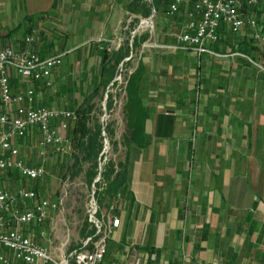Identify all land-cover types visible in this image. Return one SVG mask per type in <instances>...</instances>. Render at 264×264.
<instances>
[{
	"label": "crops",
	"instance_id": "crops-1",
	"mask_svg": "<svg viewBox=\"0 0 264 264\" xmlns=\"http://www.w3.org/2000/svg\"><path fill=\"white\" fill-rule=\"evenodd\" d=\"M130 2L0 0V47H23L34 29L32 49L62 59L50 87L10 70L12 90L33 83L37 105L75 110L99 85L103 50H116L123 21L136 17ZM192 2L181 0L171 17L155 12L154 46L140 49L150 35L137 32L148 34L133 52L143 53L136 68L146 145L121 143L126 182L112 203L119 225L98 264L137 256L141 264H264V39L225 30L211 53L176 48ZM253 11L264 34V8Z\"/></svg>",
	"mask_w": 264,
	"mask_h": 264
},
{
	"label": "built area",
	"instance_id": "built-area-1",
	"mask_svg": "<svg viewBox=\"0 0 264 264\" xmlns=\"http://www.w3.org/2000/svg\"><path fill=\"white\" fill-rule=\"evenodd\" d=\"M180 3L181 0H172L165 15L176 14ZM254 8H264V0H193L187 12L186 29L175 36V47L190 49L196 56L211 53L208 45L217 43L225 30L232 35L247 29L251 39L260 42L264 34L253 13ZM35 34V30H31L24 37L21 48L10 44L0 47V264H58L29 229L42 224L47 212L57 208L58 203L40 196L34 187L17 185L11 190L4 178L16 172L26 182L41 180L45 175V148L50 147L57 154L64 153L70 143L67 131L76 120L73 111L37 105L33 83L20 92L12 90L10 70L48 87L53 68L62 63L60 55L41 56L32 49ZM32 132L38 134L37 157L41 162L37 164L27 163L18 145L19 140ZM113 208L112 205L110 210ZM91 212L92 202L89 220L95 232L85 238L81 249L70 254L75 264H98L106 254L109 236L119 225V219L114 216L98 220L95 213L90 217ZM67 262L68 259L62 264ZM131 264H141V257H135Z\"/></svg>",
	"mask_w": 264,
	"mask_h": 264
},
{
	"label": "rangeland",
	"instance_id": "rangeland-1",
	"mask_svg": "<svg viewBox=\"0 0 264 264\" xmlns=\"http://www.w3.org/2000/svg\"><path fill=\"white\" fill-rule=\"evenodd\" d=\"M253 13L256 16V12L253 11ZM129 22L130 20L127 19L124 25L125 33L122 36L123 39L126 38L130 30ZM258 23H260L259 20ZM139 24L140 19L136 26ZM141 26L142 28H140L138 32L147 31L150 37L146 42L148 44H143L140 49L154 46L152 39L156 35V30L153 19L148 25L143 23ZM150 42H152V44ZM142 54L143 53L139 51L136 54L132 51L130 59L128 61L124 60L125 63L122 66H118L114 85H109L108 89H104L100 86L93 90L89 89L86 92L92 95L91 104L93 105V110L88 115V121L91 122L92 115L94 114L99 122L103 124V127L108 124L113 130V134L104 132L103 136L106 140H102V151L106 158H111L115 162H118L123 154L121 143L128 134L125 124L126 111L124 105L127 100L125 86L129 74L136 70L137 62ZM53 83L52 79L50 86H52ZM106 90H108V92L105 99ZM76 92L77 90L75 93ZM193 95L194 93L191 92V96ZM107 102L110 103L109 109H107L106 106ZM75 110H73V112ZM105 112L106 116H104ZM69 139L70 143L65 147L64 153L57 154L53 152L52 148H45V159L43 161L45 175L41 180L26 182L16 177L14 174H10L7 178V183L11 190L17 185L34 187L37 189L40 196L47 197L51 201L58 203L57 208L47 212V216L42 224L29 227L33 232L35 240L51 252L58 264H62L66 259H68V261L72 260L70 254L79 248L85 240L80 234V231L84 222L89 220V210L92 202L91 184L89 185L87 183L83 174V170L87 165L85 164L83 170L74 176H71V171L68 169L72 162L70 156L73 150L72 140L71 138ZM18 145L24 160L29 161L34 159L37 157L38 134L32 132L24 139L19 140ZM100 211L106 215V218H111L114 215L113 212L107 209V206L101 207Z\"/></svg>",
	"mask_w": 264,
	"mask_h": 264
},
{
	"label": "trees",
	"instance_id": "trees-1",
	"mask_svg": "<svg viewBox=\"0 0 264 264\" xmlns=\"http://www.w3.org/2000/svg\"><path fill=\"white\" fill-rule=\"evenodd\" d=\"M171 2L172 0H131V2L127 5V11L136 15V17L130 20V30L126 38L122 40L121 45L116 50H111L110 52L106 49L103 50L99 74L100 82L96 88L101 86L104 89H108L110 83L111 85H114L115 81L113 80L117 76L119 64L122 62L123 65L125 63L124 59L130 55V52H134V49L137 46H140L147 39L148 34L144 33L140 35H137L136 33L131 39L130 32L135 29L136 24L139 21V17H148L151 14L152 7L155 12L160 9L166 10ZM129 15H127V18ZM127 18L123 21V26L125 25ZM129 39H131V45H129ZM140 77L141 74L139 65L134 72L129 74L126 82L125 92L127 100L124 108L127 119L126 125L129 132L128 137H125L124 140L134 142L139 147H144L146 145L144 122L147 118V114L139 97ZM91 100L92 95L86 94L84 96L83 100L74 111L76 120L67 131V135L71 138L73 144V150L70 156L72 162L68 169L71 171V176H74L81 172L86 164L87 166L83 170V174L85 180L90 185L98 174L99 163H102L100 179L94 183V199L97 204L95 217L98 220H101V207L107 206V209L110 210L116 196L125 187L126 171L125 167L120 164L119 161L115 162L111 158H106L104 162L102 161L104 157V154H101L103 148L102 140L104 139L102 131L113 134V130L108 124L103 127V124L99 122L98 118L95 117L94 114L92 115L91 122L88 121V115L93 110ZM106 106L107 109H109L110 103L107 102ZM114 211V208L113 210H110V212ZM94 232V225L89 220H86L80 234L83 238H87L92 236ZM90 246L91 245L88 247ZM81 247L82 244L76 250H79ZM68 264H75V262L73 260H69Z\"/></svg>",
	"mask_w": 264,
	"mask_h": 264
},
{
	"label": "water",
	"instance_id": "water-1",
	"mask_svg": "<svg viewBox=\"0 0 264 264\" xmlns=\"http://www.w3.org/2000/svg\"><path fill=\"white\" fill-rule=\"evenodd\" d=\"M154 14H155V10L152 7L151 8V14L148 17H141L140 18V24L137 25L135 27V29L132 31V33H131V39L139 31V29L142 28L141 24L146 23V22H149L150 23L152 21V19L154 17ZM131 39H130V42H131ZM131 53H132V51L130 52V55L127 58H125L124 60H129L130 57H131ZM119 65L122 66V62ZM114 80H116V77L114 78ZM109 85H111V83ZM107 92H108V90H106V92H105V99H106V96H107ZM104 116H106V112H105ZM102 134L104 135V131H102ZM104 140H106L105 137H104ZM101 154H103V151L101 152ZM105 160H106V156L103 157V160L102 161L104 162ZM101 166H102V163H99V167H98V170L99 171H98V174H97V176L95 177V179L93 180V182L91 184V192H92V194H91V196H92V212L90 213V217L91 218L94 217V213H95V210H96V201L94 199V183L97 182L100 179ZM92 221L95 222V220H92Z\"/></svg>",
	"mask_w": 264,
	"mask_h": 264
},
{
	"label": "bare ground",
	"instance_id": "bare-ground-1",
	"mask_svg": "<svg viewBox=\"0 0 264 264\" xmlns=\"http://www.w3.org/2000/svg\"><path fill=\"white\" fill-rule=\"evenodd\" d=\"M145 24H146V25H148V24H149V22H146Z\"/></svg>",
	"mask_w": 264,
	"mask_h": 264
}]
</instances>
